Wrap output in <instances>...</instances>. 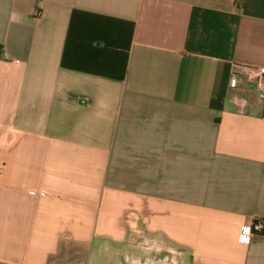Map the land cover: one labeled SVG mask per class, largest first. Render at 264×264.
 <instances>
[{"label": "crops", "instance_id": "0c3cea01", "mask_svg": "<svg viewBox=\"0 0 264 264\" xmlns=\"http://www.w3.org/2000/svg\"><path fill=\"white\" fill-rule=\"evenodd\" d=\"M237 64L264 67V0H0V264H264Z\"/></svg>", "mask_w": 264, "mask_h": 264}, {"label": "built area", "instance_id": "2783aa9c", "mask_svg": "<svg viewBox=\"0 0 264 264\" xmlns=\"http://www.w3.org/2000/svg\"><path fill=\"white\" fill-rule=\"evenodd\" d=\"M233 75L241 77L247 82L255 83L258 99L264 104V67L237 64L234 66ZM262 233H264V219H253L243 227L240 234V242L248 245L255 235Z\"/></svg>", "mask_w": 264, "mask_h": 264}, {"label": "rangeland", "instance_id": "374dc122", "mask_svg": "<svg viewBox=\"0 0 264 264\" xmlns=\"http://www.w3.org/2000/svg\"><path fill=\"white\" fill-rule=\"evenodd\" d=\"M126 248H123L124 252L133 253L136 250L145 251V252H154V251H160L161 252V246L156 244H147V245H139V244H126ZM124 246V247H125ZM74 250V248H72ZM77 254L74 255V257H67L65 253V249L62 250V253L59 255L58 259L55 261V264H85L84 258H85V249L84 247H78L75 249ZM127 257V255H126ZM131 259L129 260L131 264H133L134 260L132 259V256H129Z\"/></svg>", "mask_w": 264, "mask_h": 264}, {"label": "flooded vegetation", "instance_id": "af4514ba", "mask_svg": "<svg viewBox=\"0 0 264 264\" xmlns=\"http://www.w3.org/2000/svg\"><path fill=\"white\" fill-rule=\"evenodd\" d=\"M150 264H161L160 262H157V263H155V262H152V263H150Z\"/></svg>", "mask_w": 264, "mask_h": 264}]
</instances>
